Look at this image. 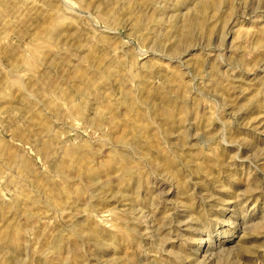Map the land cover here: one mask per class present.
<instances>
[{
    "label": "rangeland",
    "instance_id": "obj_1",
    "mask_svg": "<svg viewBox=\"0 0 264 264\" xmlns=\"http://www.w3.org/2000/svg\"><path fill=\"white\" fill-rule=\"evenodd\" d=\"M0 264H264V0H0Z\"/></svg>",
    "mask_w": 264,
    "mask_h": 264
}]
</instances>
